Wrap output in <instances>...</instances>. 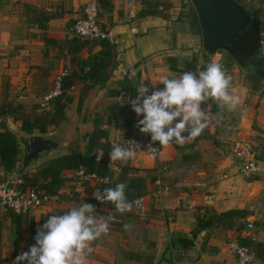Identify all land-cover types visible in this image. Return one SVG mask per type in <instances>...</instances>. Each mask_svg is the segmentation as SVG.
<instances>
[{
  "label": "crops",
  "instance_id": "obj_1",
  "mask_svg": "<svg viewBox=\"0 0 264 264\" xmlns=\"http://www.w3.org/2000/svg\"><path fill=\"white\" fill-rule=\"evenodd\" d=\"M88 1L0 0V110L3 105L21 104L26 116L34 110L42 112L44 109L37 106L43 94L53 89L55 78L65 70L75 81L66 91L71 99L64 118L55 126L63 133L64 150L83 151L87 134L96 128L105 131L103 140L124 146L125 129L114 124V108L131 104L141 83L148 87L149 95L163 89L159 79L179 77L193 57L198 59L196 72L205 70L210 62L220 63L230 80L229 93L238 97L239 103L234 109L211 100L202 103V109L213 108L218 124L206 127L183 145L172 142L162 147L157 157L133 151L126 163L110 161L112 179L128 168L127 177L143 178V194L153 190L157 178L172 185L167 194L148 197L144 213L132 207L119 213L115 206L88 202L89 198L97 199L76 186L73 179L77 170H64L65 181L52 202L15 217L9 213L0 216V264H14L18 255L35 244L37 232L29 230L30 223L39 228L49 216L62 215L83 202L93 204L96 214L109 209L115 217L110 232L91 243L85 264H169L173 254L191 248L198 254L191 264H234L227 242L239 241L240 236L262 244L252 250L254 264H264V173L242 175L231 152L232 143L242 140L251 143L256 157L264 160V80L258 83L253 76L247 80L236 63L225 61L218 52L204 51L190 0H97L102 27L109 34L104 40L114 45L116 62L106 79H97V74L87 77L92 56L103 51L101 40L69 39L67 33L84 15ZM128 6L133 12H128ZM47 14L51 17L42 26ZM261 41L264 54V30ZM50 110L52 103L44 111ZM8 117L13 120L0 114V126H6ZM140 119L143 116L135 114V121ZM14 122L21 124V120ZM163 166L168 170H160ZM9 174L0 169V179ZM230 209H242L246 214L235 218L230 228L215 225L199 232L196 229L199 220ZM247 222L254 227L247 228ZM180 237L191 239L190 246H183Z\"/></svg>",
  "mask_w": 264,
  "mask_h": 264
},
{
  "label": "clouds",
  "instance_id": "obj_2",
  "mask_svg": "<svg viewBox=\"0 0 264 264\" xmlns=\"http://www.w3.org/2000/svg\"><path fill=\"white\" fill-rule=\"evenodd\" d=\"M158 83L164 85L149 95L144 83L137 88V96L131 99L132 110L137 116V127L143 134H150L151 141L162 147L170 143L183 145L194 140L207 127L202 103L209 100L218 105L234 109L239 98L229 93L230 80L222 65L210 62L205 70L185 71L179 77L162 76ZM179 118V119H177ZM187 133V136L184 135ZM134 155L131 148L115 144L109 153L111 162L126 163ZM103 153L98 152L99 162ZM107 183V181H105ZM126 183L96 189L93 196L101 203H111L119 213L131 210L126 197ZM113 216H97L96 207L80 203L62 215H51L38 229L35 244L15 258L14 264H85V258L92 251L91 243L107 234ZM125 229L129 225H124Z\"/></svg>",
  "mask_w": 264,
  "mask_h": 264
},
{
  "label": "trees",
  "instance_id": "obj_3",
  "mask_svg": "<svg viewBox=\"0 0 264 264\" xmlns=\"http://www.w3.org/2000/svg\"><path fill=\"white\" fill-rule=\"evenodd\" d=\"M28 9L29 6H26ZM50 15H44L43 20L40 24L45 25V22L50 19ZM262 19L259 15V27L261 33V40L263 35ZM254 38V33L251 31L245 36L246 46L251 49L252 42ZM103 51L99 54H94L91 58V67L90 71L87 72V77H94V75H99L97 79L104 80L109 76V73L112 71L115 66V51L114 45L107 40H101ZM198 65V59L193 57L190 61L185 63L183 72L192 71L196 72V67ZM107 72V73H106ZM106 73V74H105ZM260 80L256 77L254 80ZM75 76L72 73H67L61 79V93L52 99V110L42 112H36L35 110L31 114V118L24 113V107L21 104L15 106L8 104L3 105L0 110V114H8L13 118L14 121L21 120L20 127L28 132H46L49 128L55 127L58 123L64 118L65 109L68 102H70V97L67 94V90L74 84ZM39 108V104L37 106ZM135 112L132 110L131 104L117 105L112 111L114 117V124L119 125L125 129L126 139L131 137H138L140 133L139 128L136 126L137 122L135 121ZM105 136V131L96 128L87 134V143L83 151H70L66 154H63L59 157L52 159L47 165L37 168L34 172L21 174L19 177L23 180V187L35 186L38 189L50 194H56L57 190L64 183L65 177L62 172L69 169H78L83 167L86 172H96L101 176H107L109 182H99L94 188L85 186V191L89 193H94L96 189L103 191L105 188L115 187L118 183H126V197L130 201L135 196L143 194V178L141 177H127L128 168H123V173L120 174V177L112 179L113 172L110 168V158L109 153L112 150L113 145L109 142L103 140ZM103 153V158L97 162L96 155L98 152ZM23 153V146L20 144V141L17 135L6 128L5 125L0 126V169L5 173H12L19 169V164L21 162V157ZM41 179H46L47 181H41ZM123 179V180H122ZM88 202H92L98 205H107L114 206L111 203H101L98 200H93L89 198ZM245 210L242 209H230L225 212H219L215 217H209L203 220H199L196 226L198 232L202 229H207L208 227L215 225H222L227 228L233 226V220L235 218H241L245 216ZM7 213L15 217V213L8 211ZM22 215V214H20ZM17 220L20 221V216ZM97 215V214H96ZM38 228H35L32 223H30L29 230L31 232H37ZM18 232L20 229L17 226ZM196 235V233H194ZM30 237H33V233H29ZM18 239V237H17ZM180 243L183 246H190L192 240L188 238H179ZM239 241L242 244H245L252 249L256 245L262 246L261 243H254L252 240L239 237ZM264 251V250H263ZM262 252V251H261ZM264 254V253H263Z\"/></svg>",
  "mask_w": 264,
  "mask_h": 264
},
{
  "label": "built area",
  "instance_id": "obj_4",
  "mask_svg": "<svg viewBox=\"0 0 264 264\" xmlns=\"http://www.w3.org/2000/svg\"><path fill=\"white\" fill-rule=\"evenodd\" d=\"M118 2L130 3V0H117ZM130 5V4H129ZM163 9V6H159ZM84 15L77 18L68 28V38H81L85 40H104L109 37L107 30L102 27V22L99 14V5L97 0L88 1L83 9ZM128 12H133V7L128 6ZM67 72L64 70L55 78L53 89L43 94L39 103L40 109H46L50 105L53 98L61 93V79ZM133 74V69L130 70V75ZM204 119L207 122V127L217 125L218 120L215 117L214 110L210 106L203 109ZM125 148H131L132 151H139L146 154L148 157H157L161 151L162 145L151 141L150 134L140 135L138 137H131L125 140ZM232 155L235 158L239 171L246 177H251L257 174L264 173V160L256 157V152L253 145L242 140H235L232 143ZM74 182L77 187L84 189L85 186L92 182H109L107 176H101L96 172H86L83 167L76 169ZM160 170H168L167 166H163ZM23 180L17 177L13 180L0 179V216L12 211L15 214H25L34 209L41 208L54 199V195H50L35 186L23 187ZM172 189V185L167 184L161 178H157L155 186L152 191L147 194L135 196L128 201L131 207L137 212L144 213L146 211V202L148 197H161ZM109 214L113 216L112 211L104 210L97 214V216L107 217ZM112 220V221H113ZM247 228H252L253 223L247 222ZM111 224L107 234L110 232ZM227 247L232 253L234 264H254L255 255L251 247L242 244L236 239L229 240ZM197 251L194 249H182L173 254L169 264H191L197 258Z\"/></svg>",
  "mask_w": 264,
  "mask_h": 264
},
{
  "label": "water",
  "instance_id": "obj_5",
  "mask_svg": "<svg viewBox=\"0 0 264 264\" xmlns=\"http://www.w3.org/2000/svg\"><path fill=\"white\" fill-rule=\"evenodd\" d=\"M201 28L203 49L215 54L219 50L227 51L253 77L264 80V54L260 51L261 33L259 27V9L248 10L237 0H190ZM254 33L250 57L246 64L237 57L235 48L245 40L246 34ZM8 115V114H7ZM9 116V115H8ZM6 126L14 132L23 146L21 166L8 175L9 180L19 177L29 170L38 168L52 159L76 148L64 150L63 133L57 128L46 132H28L7 118Z\"/></svg>",
  "mask_w": 264,
  "mask_h": 264
},
{
  "label": "rangeland",
  "instance_id": "obj_6",
  "mask_svg": "<svg viewBox=\"0 0 264 264\" xmlns=\"http://www.w3.org/2000/svg\"><path fill=\"white\" fill-rule=\"evenodd\" d=\"M237 1L239 3H241L243 6H245L250 11L255 10V9H259V15L262 19V22H263L262 27L264 30V0H262V1L260 0V2H255V0H237ZM261 45H262V41H261ZM262 49L263 48L260 46L261 52H262ZM217 52L221 55L222 58H224L225 61L227 60V61H230L232 63H236L241 68L242 73L246 76L247 80L253 78L251 72L247 71L243 66H241L227 51L219 50ZM260 80L259 79L257 80L258 83ZM47 161L48 160H46V162ZM253 227H254V224H253ZM0 258H1V256H0Z\"/></svg>",
  "mask_w": 264,
  "mask_h": 264
},
{
  "label": "flooded vegetation",
  "instance_id": "obj_7",
  "mask_svg": "<svg viewBox=\"0 0 264 264\" xmlns=\"http://www.w3.org/2000/svg\"><path fill=\"white\" fill-rule=\"evenodd\" d=\"M250 51L248 46L245 43H240L236 46L235 52L237 57L241 60L242 63L246 64L248 62V58L250 57ZM233 57V56H232ZM234 58V57H233ZM235 59V58H234ZM236 60V59H235ZM245 68V67H244ZM246 69V68H245ZM247 70V69H246ZM252 74V72H251ZM258 77V76H257Z\"/></svg>",
  "mask_w": 264,
  "mask_h": 264
}]
</instances>
